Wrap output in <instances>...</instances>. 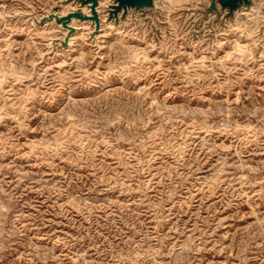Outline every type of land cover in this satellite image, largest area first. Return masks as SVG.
I'll return each mask as SVG.
<instances>
[{
	"label": "rangeland",
	"instance_id": "1",
	"mask_svg": "<svg viewBox=\"0 0 264 264\" xmlns=\"http://www.w3.org/2000/svg\"><path fill=\"white\" fill-rule=\"evenodd\" d=\"M210 2L0 0V264H264V0Z\"/></svg>",
	"mask_w": 264,
	"mask_h": 264
},
{
	"label": "water",
	"instance_id": "2",
	"mask_svg": "<svg viewBox=\"0 0 264 264\" xmlns=\"http://www.w3.org/2000/svg\"><path fill=\"white\" fill-rule=\"evenodd\" d=\"M69 2H78L83 7H88L89 15H84L81 11L69 12L65 15H49L48 20L60 25L63 29L67 30V34L62 41L63 44H67L69 37L75 33L76 29L71 27L69 24L73 19L79 21H91L94 25V31L92 36L97 33L100 29V19L97 12L98 0H67ZM114 4L111 5L109 15L116 18L117 13L122 10L125 13L128 9L134 11H144L151 9L154 6V0H113ZM217 4L220 8L227 10V16H231L236 10L241 7H249L251 0H211L207 11L214 12L216 15L219 14Z\"/></svg>",
	"mask_w": 264,
	"mask_h": 264
},
{
	"label": "bare ground",
	"instance_id": "3",
	"mask_svg": "<svg viewBox=\"0 0 264 264\" xmlns=\"http://www.w3.org/2000/svg\"><path fill=\"white\" fill-rule=\"evenodd\" d=\"M64 1H66V0H64ZM67 4H70V3H67ZM66 4V5H67ZM98 7H99V0H98ZM98 7H97V9H98ZM83 8H86V10L88 11V14H86L85 12H83ZM82 9H81V12L84 14V15H89V9H88V7H82ZM96 9V10H97ZM97 12H98V10H97ZM69 13V12H68ZM67 14V13H66ZM63 15H65V14H63ZM58 16H62V15H58ZM72 21H75V22H90L91 24H92V22L91 21H79L78 19H73ZM72 21L70 22V26H71V23H72ZM51 22H53L54 24H56L55 22H54V20H52ZM51 22H49V23H51ZM56 25H58V24H56ZM59 27H61L60 25H58ZM71 27H73V26H71ZM75 28V27H74ZM61 29H63L62 27H61ZM76 29V28H75ZM64 30H66V29H64ZM93 31V30H92ZM66 34H67V30H66ZM66 34H65V36H66ZM75 34V33H74ZM74 34H72L70 37H69V39L74 35ZM65 36L63 37V38H65ZM96 37V36H95ZM95 37H94V39H95ZM69 39H68V43H69ZM51 44H52V42H51ZM51 46V45H50Z\"/></svg>",
	"mask_w": 264,
	"mask_h": 264
}]
</instances>
